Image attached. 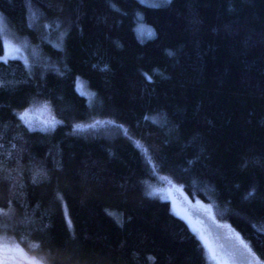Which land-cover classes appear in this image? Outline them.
Segmentation results:
<instances>
[{
    "label": "trees",
    "instance_id": "trees-1",
    "mask_svg": "<svg viewBox=\"0 0 264 264\" xmlns=\"http://www.w3.org/2000/svg\"><path fill=\"white\" fill-rule=\"evenodd\" d=\"M0 14L29 65L0 60L1 241L33 264H212L149 193L156 173L264 264V0H0ZM0 42L1 57V27ZM34 100L49 111L30 129L16 113Z\"/></svg>",
    "mask_w": 264,
    "mask_h": 264
},
{
    "label": "rangeland",
    "instance_id": "rangeland-1",
    "mask_svg": "<svg viewBox=\"0 0 264 264\" xmlns=\"http://www.w3.org/2000/svg\"><path fill=\"white\" fill-rule=\"evenodd\" d=\"M141 2V0H138ZM165 0H143V4L148 6L161 5ZM3 22L0 27L3 32L4 42L7 45V55L0 57L1 61L10 59H20L27 61L25 49L18 43L11 30L7 26L5 18L0 14ZM142 16L138 15L136 33L138 38L144 42L152 39L155 32L152 27L141 21ZM3 27V28H2ZM19 48L16 52L13 49ZM78 91L90 99L93 95L80 84ZM95 122V121H94ZM91 123H76L75 130L80 133H94L100 127L111 128L113 123L108 120H101V124L95 128H88ZM76 125L85 126L83 129H76ZM133 140V139H132ZM145 160L151 161L149 152L142 143L133 140ZM154 181L147 182L146 186L149 193L159 196L162 200H168L174 211L185 219L192 230L200 237L206 248L208 257L212 264H262L251 252L249 246L234 233L226 224L217 220L213 209L208 211L207 205L201 202H191L183 193L180 186L171 184L166 178L154 173ZM243 241V243H242ZM247 245V247H245ZM35 261V260H34ZM36 264H39L35 261ZM0 264H33L29 255L17 246L9 245L0 240Z\"/></svg>",
    "mask_w": 264,
    "mask_h": 264
},
{
    "label": "snow or ice",
    "instance_id": "snow-or-ice-1",
    "mask_svg": "<svg viewBox=\"0 0 264 264\" xmlns=\"http://www.w3.org/2000/svg\"><path fill=\"white\" fill-rule=\"evenodd\" d=\"M143 2V0H141V3ZM166 3H171V0H165ZM159 6V5H157ZM114 7V6H113ZM3 22V19L2 17H0V23ZM45 27H49V25H45ZM57 27H59V25L57 24ZM66 33H61V37H63ZM2 43V42H0ZM4 48H5V55H7V45H4ZM14 51L16 52H19L20 49L19 48H15L13 49ZM171 54V53H170ZM2 59V58H0ZM4 62L6 63L7 61L4 60ZM25 64L26 66H29L27 64V61H25ZM6 84L4 81H0V87H5ZM77 87L79 88L80 87V84L78 82L77 84ZM36 105H39V108L36 107ZM49 111V106H48V103L47 102H41V101H36L34 100L33 101V106L27 110H25L24 112L22 113H16V115L18 116V118L23 121L26 125H28V127L31 129L32 127V123H31V117H30V113L31 112H34V111ZM57 123H60V121H57L55 120V118H51L50 120H46L43 122V130H48L49 127H54L55 124ZM101 122L100 121H95L93 124H89L87 125L88 128H95L97 125H100ZM83 127L85 126H82V125H76V129H83ZM39 174V173H38ZM254 193H249V195H253ZM208 211L210 212L211 211V206L208 207ZM243 243V241H242ZM245 247H247V245H245Z\"/></svg>",
    "mask_w": 264,
    "mask_h": 264
}]
</instances>
